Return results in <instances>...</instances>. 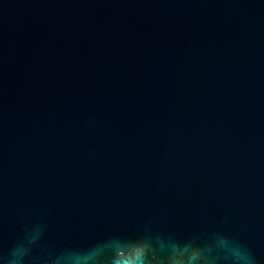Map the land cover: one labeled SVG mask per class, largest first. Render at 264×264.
Here are the masks:
<instances>
[{
    "label": "water",
    "instance_id": "obj_1",
    "mask_svg": "<svg viewBox=\"0 0 264 264\" xmlns=\"http://www.w3.org/2000/svg\"><path fill=\"white\" fill-rule=\"evenodd\" d=\"M0 264H264V0H0Z\"/></svg>",
    "mask_w": 264,
    "mask_h": 264
}]
</instances>
